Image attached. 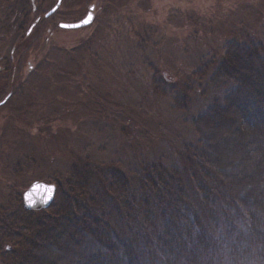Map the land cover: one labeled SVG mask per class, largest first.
<instances>
[{"label": "rangeland", "instance_id": "1", "mask_svg": "<svg viewBox=\"0 0 264 264\" xmlns=\"http://www.w3.org/2000/svg\"><path fill=\"white\" fill-rule=\"evenodd\" d=\"M55 1L0 0V210L77 158L130 174L152 160L181 168L190 119L216 95L197 72L230 40L264 58V0H61L45 18ZM90 6L89 25L58 27Z\"/></svg>", "mask_w": 264, "mask_h": 264}, {"label": "trees", "instance_id": "2", "mask_svg": "<svg viewBox=\"0 0 264 264\" xmlns=\"http://www.w3.org/2000/svg\"><path fill=\"white\" fill-rule=\"evenodd\" d=\"M259 50L230 40L197 72L216 95L190 119L181 168L152 160L130 174L77 158L47 208L0 210V264H264Z\"/></svg>", "mask_w": 264, "mask_h": 264}, {"label": "water", "instance_id": "3", "mask_svg": "<svg viewBox=\"0 0 264 264\" xmlns=\"http://www.w3.org/2000/svg\"><path fill=\"white\" fill-rule=\"evenodd\" d=\"M61 0H56L54 5L45 13V16H50L59 7ZM93 7L88 8L87 14L80 20L75 22H60L58 23L59 28L73 29L80 28L89 25L93 20L92 14ZM91 17L90 22L85 23L86 20ZM2 103V102H0ZM40 186V187H37ZM50 189V191H49ZM55 185L52 183H44L41 181H35L29 185V187L22 194V205L26 210L42 209L50 205L54 198Z\"/></svg>", "mask_w": 264, "mask_h": 264}, {"label": "flooded vegetation", "instance_id": "4", "mask_svg": "<svg viewBox=\"0 0 264 264\" xmlns=\"http://www.w3.org/2000/svg\"><path fill=\"white\" fill-rule=\"evenodd\" d=\"M18 5L19 4H17V9H18ZM25 6L23 5V7L22 8H24ZM20 9V8H19ZM41 13V12H40ZM45 13L46 12H44L43 13V15H44V17L45 18H47V16H45ZM39 17V16H38ZM38 17L28 26V28L26 29V31H25V33H24V35H23V37H22V39H21V41H24V40H26L30 35H31V33H32V31H33V28L35 27V25H36V23H37V19H38ZM19 25V23H17V26ZM24 26V24H22V25H19V27H23ZM9 66V65H8ZM0 67H1V65H0Z\"/></svg>", "mask_w": 264, "mask_h": 264}, {"label": "snow or ice", "instance_id": "5", "mask_svg": "<svg viewBox=\"0 0 264 264\" xmlns=\"http://www.w3.org/2000/svg\"><path fill=\"white\" fill-rule=\"evenodd\" d=\"M90 20H91V17H89V19H88V20H86V21H85V23H88V22H90ZM37 187H40V186H37ZM49 191H50V189H49Z\"/></svg>", "mask_w": 264, "mask_h": 264}]
</instances>
